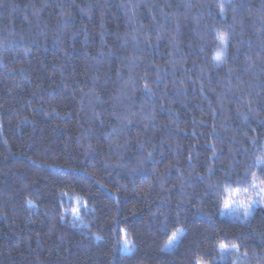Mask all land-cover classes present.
I'll return each instance as SVG.
<instances>
[{
  "label": "trees",
  "instance_id": "obj_1",
  "mask_svg": "<svg viewBox=\"0 0 264 264\" xmlns=\"http://www.w3.org/2000/svg\"><path fill=\"white\" fill-rule=\"evenodd\" d=\"M253 177L264 0H0V264H264Z\"/></svg>",
  "mask_w": 264,
  "mask_h": 264
},
{
  "label": "snow or ice",
  "instance_id": "obj_2",
  "mask_svg": "<svg viewBox=\"0 0 264 264\" xmlns=\"http://www.w3.org/2000/svg\"><path fill=\"white\" fill-rule=\"evenodd\" d=\"M221 10H223V6L221 5ZM219 40L222 44H226L227 43V36L226 34H220L219 35ZM219 53L217 54V58H219ZM257 178L253 177L252 179V184L254 187L258 188V191L256 192V196L260 197L261 200H264V187H261L260 185H264V180H261L259 182V184L256 183ZM255 203V201L252 198H248V199H241L239 201H237L236 199L233 198V194H229L228 197L225 199L224 201V208L225 209H229L232 210L234 205H239V207H242L244 209V214L248 215L249 211L252 209L253 204ZM75 212H79V207H77L76 209H74ZM176 239V233H173L171 238L169 239L168 243H172L174 240ZM127 243V241H125ZM220 247L226 248L227 245L225 244H221ZM233 247H237L236 245H233ZM198 264H204L203 261L198 262Z\"/></svg>",
  "mask_w": 264,
  "mask_h": 264
},
{
  "label": "rangeland",
  "instance_id": "obj_3",
  "mask_svg": "<svg viewBox=\"0 0 264 264\" xmlns=\"http://www.w3.org/2000/svg\"><path fill=\"white\" fill-rule=\"evenodd\" d=\"M258 198H259L258 196H253L252 197V199L255 201V203L253 204L252 209H254L255 207H257V205H258ZM234 199H236L237 201H239L241 199H248V198L239 197V195L236 194L234 196ZM252 209L249 211L248 214H251L252 213ZM239 211H241L242 213H244V209L242 207H239L238 204L237 205H234L232 210L227 209V213L228 214H235V213H237ZM73 216L75 218H78L79 217V214L77 212H74V215ZM181 236H182V232H180L179 234H176V239L172 243H169V245H168V249L169 250H174L175 249L176 244L179 242ZM123 251H124V253H131L132 250H130L128 248V244H126L125 247H124V249H123Z\"/></svg>",
  "mask_w": 264,
  "mask_h": 264
}]
</instances>
